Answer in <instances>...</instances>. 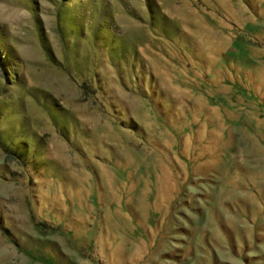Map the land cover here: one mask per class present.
Masks as SVG:
<instances>
[{
	"label": "rangeland",
	"instance_id": "rangeland-1",
	"mask_svg": "<svg viewBox=\"0 0 264 264\" xmlns=\"http://www.w3.org/2000/svg\"><path fill=\"white\" fill-rule=\"evenodd\" d=\"M0 264H264V0H0Z\"/></svg>",
	"mask_w": 264,
	"mask_h": 264
}]
</instances>
